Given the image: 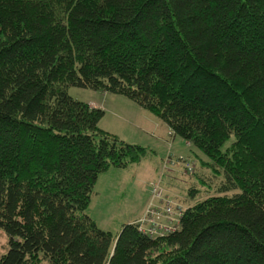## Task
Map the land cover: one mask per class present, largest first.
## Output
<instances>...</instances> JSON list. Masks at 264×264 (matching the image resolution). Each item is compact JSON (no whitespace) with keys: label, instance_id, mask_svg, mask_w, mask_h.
Instances as JSON below:
<instances>
[{"label":"trees","instance_id":"obj_1","mask_svg":"<svg viewBox=\"0 0 264 264\" xmlns=\"http://www.w3.org/2000/svg\"><path fill=\"white\" fill-rule=\"evenodd\" d=\"M70 87L209 159L174 231L114 237L85 213L98 175L145 152ZM0 230V264H264V0H0Z\"/></svg>","mask_w":264,"mask_h":264},{"label":"rangeland","instance_id":"obj_2","mask_svg":"<svg viewBox=\"0 0 264 264\" xmlns=\"http://www.w3.org/2000/svg\"><path fill=\"white\" fill-rule=\"evenodd\" d=\"M98 92L79 87L67 89V94L72 99L84 103L93 102ZM111 96L108 98L106 105H102L103 108L98 106V109L104 112L98 127L101 130L107 129L106 132L128 144L142 147L145 152L139 163L128 165L125 168L110 167L107 171L98 175L99 178L94 184L93 193L85 213L94 220L99 229L107 231L115 237L121 226L126 224L129 219H134L131 216L135 215L139 208L144 207L148 202L143 216L137 221V223L144 225L146 210L158 205V202H160L154 196L153 191L157 186L163 188L164 198H168L165 193L178 196H172L170 200L183 196L186 199L185 202L182 200L184 198L178 200L182 208H185L184 203H189L187 205L193 204V201L187 200L186 191L194 181L195 185L193 187L200 191L202 189L201 182L195 176L200 174L205 176L206 180H209L210 170H208L207 165H203L204 167L201 168L202 162H199V160L209 161L207 157L196 149L191 148L188 150V145L184 140L178 136L173 138L165 128H157L155 134L154 124L153 131L142 129L141 134H133L131 129L134 125L139 129L142 115H147L148 112L125 97ZM110 99H114V101H110ZM89 105L97 107L93 103ZM148 115L153 122L164 126L155 116ZM158 135L166 140L160 141L157 138ZM233 141L234 137L231 136L222 145L221 150L225 151ZM190 151L195 152L200 159L195 158L191 161L187 157L189 154L192 156L189 153ZM188 168H192V173L188 172ZM183 188L186 190L182 194ZM203 190L197 194L196 199L199 200L204 197ZM159 222L168 224L164 218H161ZM6 243L7 237L0 230V254L3 253Z\"/></svg>","mask_w":264,"mask_h":264},{"label":"built area","instance_id":"obj_3","mask_svg":"<svg viewBox=\"0 0 264 264\" xmlns=\"http://www.w3.org/2000/svg\"><path fill=\"white\" fill-rule=\"evenodd\" d=\"M188 172H192V168H188ZM153 191L156 199L160 201V205L158 204L148 208L145 212L144 225H141V223H139V225L141 230L148 235L161 236L174 231L182 211L180 206L174 205L170 201L162 202L163 199H160L162 190L159 189L158 186L155 187ZM161 218L167 220L168 224H162V222H159Z\"/></svg>","mask_w":264,"mask_h":264},{"label":"crops","instance_id":"obj_4","mask_svg":"<svg viewBox=\"0 0 264 264\" xmlns=\"http://www.w3.org/2000/svg\"><path fill=\"white\" fill-rule=\"evenodd\" d=\"M111 96V94H108V93H105V92H101V91H99L98 92V94H97V97L96 98H94L95 100L93 101V102H91V101H89V103H87L88 105L89 104H91V103H93V104H96L97 105V107H95V106H90V107H93V108H98V106H105L106 105V102H107V100H108V98ZM111 98H113L112 96H111ZM114 99H117V98H114ZM114 99H110V101H114ZM103 106H102V108H103ZM130 107V106H129ZM131 111H133V110H131ZM149 114V113H148ZM142 115V117H141V120H140V122H139V129H137V127H136V125H134V127L131 129L132 130V132H133V134H141V130L142 129H145V130H147V131H153L154 129H153V126H154V124H155V134H156V131H157V128H165V129H167L165 126H161L160 124H158V123H156V122H153L152 120H151V118H150V116L149 115ZM156 119V118H155ZM103 130H105V131H107V129H103ZM167 131L169 132V130L167 129ZM157 138L160 140V141H165L166 139L165 138H163L162 136H160V135H158L157 136ZM99 178V177H98ZM98 180V179H97ZM97 182V181H96ZM95 182V183H96ZM186 189L185 188H183L182 189V194H183V192L185 191ZM165 196L166 197H168L169 199H171L170 197H172V196H175V197H178L177 195H174V194H170V193H165ZM181 198H183L182 196H179V198H174L172 201H174L175 203H177V204H179V205H181L179 202H178V200L179 199H181ZM183 200V199H182ZM147 204H148V202L144 205V207H141V208H139V210L137 211V213L135 214V215H132L131 216V218H134V219H129V221H127V223H134V222H136L137 223V221L138 220H140V218L143 216V214H144V211H145V209H146V207H147ZM182 206V205H181ZM126 223V224H127Z\"/></svg>","mask_w":264,"mask_h":264}]
</instances>
